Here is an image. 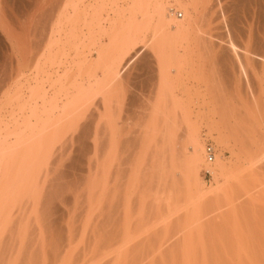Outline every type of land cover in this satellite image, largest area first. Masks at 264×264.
Segmentation results:
<instances>
[{"label": "rangeland", "instance_id": "rangeland-1", "mask_svg": "<svg viewBox=\"0 0 264 264\" xmlns=\"http://www.w3.org/2000/svg\"><path fill=\"white\" fill-rule=\"evenodd\" d=\"M78 1L81 3L80 9L88 10L86 13L85 9L80 11H84L85 16L91 14L90 18L88 15L86 19L84 14L81 20L76 17L75 20L74 16L73 21H67L64 16L61 18V9L66 0H0V105H4L5 109L7 107L6 110L10 109L7 116L11 107L23 103V96L24 101L29 100V95L32 96L34 92L32 90L36 93L37 88H45L50 97H54L51 92L62 86H54L57 80L61 79L62 84L65 81L70 92L67 88L64 91L68 90L66 93H70L69 96L72 94L74 99L78 93L72 85L75 88L79 82L85 81L86 85L83 82L77 87L85 85L87 88L88 83L94 84V93L81 100L94 98L89 103L93 106L86 107L90 112L84 110V116L99 119L101 133L107 128L104 118L108 117L112 130L117 132L114 148L120 140L129 136L137 144L132 149L137 163L136 186H133L132 193L135 201L131 210L133 217L123 232H117L116 245L120 251L117 264H264V221L260 220L259 223L257 219L254 220L258 217L264 220V160L256 166H250V160L260 155L247 148L256 140L227 133L224 121L217 115L218 109H223L225 102L230 101L227 96L232 98L242 93L241 89L236 93L239 87H227L224 67L218 61L225 48L220 39L226 34L224 25H235L244 33L243 40L252 37L264 42V0ZM142 2L148 4L151 14L157 4H167L179 20L189 25L190 39H157L153 36L155 20H146L143 23L145 26H139L140 22L134 20L135 23L129 21L132 9ZM94 8L99 11L95 13H99L101 19L93 15ZM141 14L137 15L138 21L143 19ZM123 23L129 24V28ZM59 29L60 35L57 38L53 36L52 40L53 30L56 32ZM124 29L131 35L125 33ZM121 32L126 35L123 37ZM119 33L120 37L117 35ZM54 38L59 41H54ZM50 41L56 43L52 42L53 54L47 57L49 44H52ZM135 41L136 50L132 51H140V55L127 71L118 78L114 77L115 82L109 81L108 84H111L107 85L106 70L109 66L100 64L102 60L98 54L109 52L106 55L112 58L108 59V64L119 63L122 49L130 47L129 42ZM159 51L162 52L161 56ZM43 54H47L44 59L41 58ZM126 61L127 57L123 64ZM88 64L92 67L90 71ZM79 68L83 74L79 75ZM81 76L84 80L78 78ZM86 77L90 79L86 80ZM98 77L101 86L92 81ZM263 78L264 74V82ZM263 82L259 93L260 96L262 94L261 106L264 105ZM228 88L232 89L230 93ZM63 93L59 95L60 100ZM175 101L178 110L182 108L188 115L186 125L181 128V122L179 126L176 123L180 118L175 121L171 119ZM261 108L264 111V106ZM85 117L82 120L87 122ZM191 132L199 138L203 152L209 143L213 144L218 150L219 160L226 166L225 172L219 171L218 160L209 165L203 153L199 184L204 191L215 190L210 194L211 197L208 195L203 199L195 194L196 186L193 188L189 183L190 167L184 154L190 143ZM102 134L99 140L103 144L105 134ZM63 141L65 143L67 140L64 138ZM257 143L264 145V140H258ZM107 146L105 149L109 151L103 148L104 154L114 149L113 146ZM175 154L183 159H176ZM143 182L147 183L145 187ZM254 222L255 226L250 228L249 225ZM184 236V242L189 243H183L185 245L182 246L180 241L184 240ZM150 240L156 243L152 241L153 245Z\"/></svg>", "mask_w": 264, "mask_h": 264}, {"label": "bare ground", "instance_id": "bare-ground-1", "mask_svg": "<svg viewBox=\"0 0 264 264\" xmlns=\"http://www.w3.org/2000/svg\"><path fill=\"white\" fill-rule=\"evenodd\" d=\"M81 2L83 3V1ZM79 4L81 3L78 0H66L63 10L61 9L63 11L61 18L64 16L67 21L68 19L71 21L76 17L81 20L83 19L81 18L83 14V17L88 18L89 15L90 18L91 14L85 16L87 9L82 8L85 9V13L80 11L82 9H80ZM95 12L99 11L95 9L93 15L96 14ZM140 13H142L141 18L143 19L138 21L137 15ZM98 14L96 15L99 18ZM131 15L129 13V17L131 16L129 21L140 22L139 26H145L146 24L143 23L146 20H155L154 38H166L167 40L172 39V41L177 39L187 41L190 39L191 31L189 25L179 20L173 10L165 3L157 4L152 14L146 2L138 3L132 9ZM72 16L74 17L72 18ZM98 18L93 17L95 20ZM60 20L58 19V22ZM101 22L106 21L102 20ZM126 24L125 26L129 28L128 25H131V22L128 25ZM99 25L101 24L99 23ZM100 27L103 28L102 25ZM224 27L226 34L224 38L220 39L225 48L222 49L223 55L218 61L224 67V80L227 82V87L228 85L229 87L234 85L231 88L239 87V89H236L238 91L236 93H239L240 89L242 93L236 94L232 98L227 96L230 101L227 99L228 102H225L227 106H224V104L223 109H218L217 115L224 121L227 133L256 140V143L247 147L248 150L257 151L260 154L249 162L250 166H256L264 160V145L257 143L258 140H264V111L261 108L264 105L261 106L262 94L261 96L259 95L262 90V76L264 74V42L261 41L262 39H253L247 36L248 39L243 40L244 33L242 34L233 24L225 23ZM60 31L61 29L56 32L53 30V34H50L52 36L51 39L53 40V36L57 38L60 35ZM121 33L117 35L119 36ZM125 33L130 34L126 31ZM125 33L121 35L124 37ZM211 37L214 38L213 35ZM55 38L54 41L57 40ZM54 44H49L47 57L52 56ZM129 45L130 47H124L122 52H120L119 58L121 62L119 63L108 64V61L112 58L106 55L109 52L98 54L102 60L101 63L100 61L98 63L109 66L107 70L105 69L107 71L105 80L107 85L111 84H108L109 81L115 82V78H118L122 72L127 71L129 66L132 65L131 63L140 55V51L138 53H133L132 51L136 50V41L133 43L129 42ZM132 53L134 55L130 56ZM158 53L161 56L162 52L159 51ZM47 54H43L41 58H46ZM125 57L128 58V61L123 64ZM88 62L92 63L90 60ZM54 65L56 64L54 63ZM79 66L81 67V65ZM87 67L88 70L92 68L90 65ZM162 68L160 67V69ZM79 69V75L80 73L83 74L84 72H81L82 69ZM66 72L68 73V71ZM69 75H64L67 77L64 78L68 80ZM91 76L96 77L97 75ZM78 78L83 79L82 76ZM87 78L90 79L89 77L85 79L87 80ZM48 79L50 80V78ZM92 81L98 86L102 85L99 82V77ZM52 82L54 83L55 81ZM83 82L85 83V81ZM83 82L79 83L83 84ZM60 84L62 85L61 88H57L56 86ZM63 84L61 79L57 80L56 85L54 84L57 88L52 87L55 89L53 90L55 92H51L54 97H50V93L45 88H37V94L35 90H32L31 92H34L32 96L29 95V100L24 101L23 96V103L20 105L16 104L18 108L11 107L12 110L8 116L7 112L10 109L6 110L7 107L5 109V107L3 108L4 105H0V264H117L120 259L118 254L120 252H118L119 247L116 245L119 236L117 232H123L125 230L123 228L130 225L129 223L133 217L131 210L135 201L132 198V193L135 185V164L137 163L132 149L134 150L137 144L128 135L129 138L120 140L117 144L118 146L114 148L117 132L114 133V130H112L108 123V117L104 118L107 128L102 131L105 134L104 138H102L104 139L102 144L100 142L101 139L99 140L102 134V128L98 122L99 119L94 118L95 116L93 115V118L84 116V110L87 113L90 112L86 110V107H89L92 103L90 101L94 98L81 101L88 94L94 93L92 89L94 84L88 83L89 87L87 88H85L86 83L79 88L76 85L74 88L72 85V88L78 93L75 99L71 96L72 94L69 96L70 93H66L69 87L65 86V81ZM65 88L68 90L64 91ZM77 88L78 90H76ZM232 89H229V93ZM60 93H63L61 100L65 99L62 102L59 99L61 97L59 96L61 95ZM65 93L66 95H64ZM227 94L225 93V96ZM175 103L176 105L173 107L175 111H173L171 119L175 121L180 118V120L177 119L176 123L179 126L181 122V128L182 125H186L188 115L187 112L182 111V108L178 110L179 106L177 107L176 101ZM92 106L90 105V108ZM83 117L87 118L86 120L88 121L84 122L82 120ZM173 123L171 122V124ZM177 128L179 130V127ZM69 134L71 135L69 136ZM189 135L190 143L184 154L187 156L186 161L190 167L189 183L193 188L196 186L195 194L201 198H206V196L212 195L215 190L204 191L199 184V171L203 164V153H205L206 163L209 165L214 164L218 160L219 171L225 172L226 166L219 160L216 147V159L214 162L209 163L207 146L210 143L203 152L202 144L197 135L194 132L189 133ZM64 138L67 140L65 143L63 141ZM106 139H111V141L108 140L107 144L105 142ZM107 145L109 147L114 145V149L112 148L113 151L110 150V152H105L106 154H104L103 152L108 150L105 149ZM177 157L180 158V156L176 155V159H178ZM207 173L211 174L209 171ZM145 183L143 182V187H145ZM165 220L167 219L165 218ZM254 220L259 223L264 221L262 217ZM253 226H255V222L253 225H249L250 228ZM67 232H69V235ZM131 241L129 240V242ZM184 241H186L185 236L184 240L181 239L180 241L182 246L189 243L188 240V242ZM152 243L150 244L152 245ZM123 251L125 252V250Z\"/></svg>", "mask_w": 264, "mask_h": 264}, {"label": "built area", "instance_id": "built-area-1", "mask_svg": "<svg viewBox=\"0 0 264 264\" xmlns=\"http://www.w3.org/2000/svg\"><path fill=\"white\" fill-rule=\"evenodd\" d=\"M216 156H217V150L215 146L213 144H209L207 146V159L209 163L214 162V160L216 159Z\"/></svg>", "mask_w": 264, "mask_h": 264}]
</instances>
